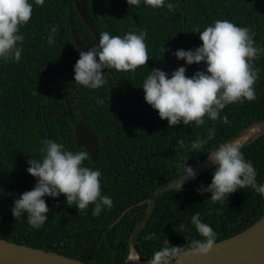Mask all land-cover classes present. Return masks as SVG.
<instances>
[{
	"label": "trees",
	"instance_id": "1",
	"mask_svg": "<svg viewBox=\"0 0 264 264\" xmlns=\"http://www.w3.org/2000/svg\"><path fill=\"white\" fill-rule=\"evenodd\" d=\"M172 2L177 7L169 12L143 3L129 5L127 0H88L89 15L99 32L123 36L142 29L147 34L146 65L128 72L105 70L109 72L107 82L98 89L74 81L73 66L79 51L73 30L78 37L87 34L90 41H95L76 10V0H45L42 7L34 5L31 19L21 28L25 40L20 61L0 62L1 238L91 264H122L129 254L130 237L148 207L140 202L178 177L175 162L180 153L175 149L176 141L184 139L187 143L197 135L205 136L209 127L216 129L203 153H183L194 167L215 145L264 119V55L254 61L260 69L254 86L257 98L226 106L221 115H227V123L218 119L200 127L193 122L169 128L167 120L145 102L140 86L149 70L159 68L171 73L184 66L186 75L191 76L204 69L203 62L187 65L167 50L199 46L202 41L194 31L203 30L216 19L249 27L254 39L264 46V0ZM52 25H59V29L55 43L49 46L46 37ZM77 122L98 135L97 162L89 157L84 164L100 168L102 192L112 198L113 206L93 216L91 205L79 212L74 204L67 205L63 194L45 197L50 209L48 220L42 228L34 229L26 216L16 219L11 213L14 199L36 183L27 172V161L41 158L45 138L64 143L69 150H80L74 132ZM242 151L255 166L257 181L264 182V135ZM214 167L183 185L181 191L172 188L159 195L155 211L138 238L143 259L148 260L164 239L179 246L198 238L190 222L194 212L211 225L217 242L244 231L264 216V198L251 187L232 193L226 203H212L207 200L210 193H198L200 184L211 182ZM149 233L159 239H148Z\"/></svg>",
	"mask_w": 264,
	"mask_h": 264
},
{
	"label": "clouds",
	"instance_id": "2",
	"mask_svg": "<svg viewBox=\"0 0 264 264\" xmlns=\"http://www.w3.org/2000/svg\"><path fill=\"white\" fill-rule=\"evenodd\" d=\"M127 3H143L154 9L167 8L169 12L177 7L172 0H127ZM44 4L45 0H0V62L20 61L25 40L21 28L31 19L34 5L42 7ZM58 29L59 25H52L47 30L49 46L55 43ZM194 32L199 33L202 44L188 50L167 51L187 65L203 62L204 69L188 76L184 66L171 73L153 68L140 86L145 102L157 111L162 120H167L169 128L193 122L200 127L218 119L227 123V115H221L226 106L257 98L254 86L260 69L254 66V61L264 55V46L254 39L252 29L228 19H216L203 30L197 28ZM146 35L142 29L130 30L123 36L112 35L109 31L99 32L98 42L78 50L79 58L73 66L74 81L82 87L98 89L107 82L109 72L105 70L128 72L146 65L149 60ZM162 51L164 55V47ZM215 132L214 127H209L203 137L197 135L187 143L184 139L176 141L175 149L180 155L175 162L179 174L174 181L179 183L171 188L179 192L184 181H195L196 168L188 163L189 159L183 153H203L208 142L214 139ZM40 151L41 158L31 157L27 161V172L36 179V183L31 190L14 199L11 213L16 219L26 216L31 227L42 228L50 211L45 197L58 198L61 194L67 205L74 204L79 212L86 211L91 205L93 216L113 206L112 198L102 192L100 168L84 164L89 159V151L83 148L69 150L64 143L49 138L42 141ZM206 155L215 166L212 179L207 185L200 184L196 191L201 195L210 193L207 200L226 203L232 193L246 187H251L264 198V182L257 181V170L252 161L245 158L238 141L221 142ZM190 222L198 238L179 246L164 239L148 258V264H173V261L179 264L183 255L207 256L217 245V233L200 218L198 211L191 214ZM148 239L159 238L155 233H149Z\"/></svg>",
	"mask_w": 264,
	"mask_h": 264
},
{
	"label": "water",
	"instance_id": "3",
	"mask_svg": "<svg viewBox=\"0 0 264 264\" xmlns=\"http://www.w3.org/2000/svg\"><path fill=\"white\" fill-rule=\"evenodd\" d=\"M88 0H76V10L84 24L89 28L98 42L99 31L93 19L89 15ZM75 45L79 51L84 46H92L95 41H90L88 36L79 38L73 30ZM75 141L79 148L89 151V157L93 163L97 162L99 155L98 135L91 131L82 122L75 123ZM264 135V119L259 120L242 130L228 141H238L241 150L255 139ZM214 164L207 157L194 166L197 177L213 168ZM178 178V177H177ZM175 178V179H177ZM174 179V180H175ZM170 181L159 186L153 193L140 204H147V210L143 219L136 225L129 241V254L122 264H148L143 259L138 249V238L152 217L159 195L172 189L179 181ZM191 180L184 181L183 185ZM172 183V184H171ZM127 209L120 218L128 211ZM119 218V219H120ZM118 219V220H119ZM0 264H91L81 260L67 257L54 251H45L36 247H30L21 243H15L0 237ZM173 264H177L173 261ZM179 264H264V216L244 231L218 241L217 245L207 256L183 255Z\"/></svg>",
	"mask_w": 264,
	"mask_h": 264
},
{
	"label": "flooded vegetation",
	"instance_id": "4",
	"mask_svg": "<svg viewBox=\"0 0 264 264\" xmlns=\"http://www.w3.org/2000/svg\"><path fill=\"white\" fill-rule=\"evenodd\" d=\"M87 35V34H86ZM86 35H84V36H86Z\"/></svg>",
	"mask_w": 264,
	"mask_h": 264
}]
</instances>
